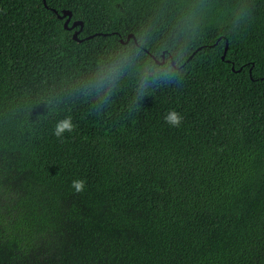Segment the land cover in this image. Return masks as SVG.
Returning <instances> with one entry per match:
<instances>
[{
	"label": "trees",
	"instance_id": "trees-1",
	"mask_svg": "<svg viewBox=\"0 0 264 264\" xmlns=\"http://www.w3.org/2000/svg\"><path fill=\"white\" fill-rule=\"evenodd\" d=\"M0 264H264V0H0Z\"/></svg>",
	"mask_w": 264,
	"mask_h": 264
},
{
	"label": "clouds",
	"instance_id": "clouds-1",
	"mask_svg": "<svg viewBox=\"0 0 264 264\" xmlns=\"http://www.w3.org/2000/svg\"><path fill=\"white\" fill-rule=\"evenodd\" d=\"M119 69L116 67H112L108 70L107 73L101 75L98 79V86L102 87L105 83H109L112 79V76L118 73ZM148 75L142 78L141 87L145 86L148 83ZM183 117L175 110H170L167 115L164 116V121L166 124L172 127H179L181 124ZM75 125L72 123L71 117H65L62 120L56 122L52 134L57 137L61 138L65 132L71 133L74 129ZM85 181L83 180H74L72 182L71 187L77 192H82L84 190Z\"/></svg>",
	"mask_w": 264,
	"mask_h": 264
},
{
	"label": "water",
	"instance_id": "water-1",
	"mask_svg": "<svg viewBox=\"0 0 264 264\" xmlns=\"http://www.w3.org/2000/svg\"><path fill=\"white\" fill-rule=\"evenodd\" d=\"M43 1H44V3H45V0H43ZM58 16H59V17H61V16H65V19H64V22H63V26H64V28H70V27H73V26H75V25H79V28H78V29H75V30L72 32V38L75 39V40H79L77 34H78L79 30L81 29L83 22H82L81 20H73V21L71 22V24L69 25V21H70V17H71V11L68 10V9H62V10H61V13L58 14ZM130 37H133V38H134L133 33H129V34L127 35V37H126V40H127L128 38H130ZM120 40L123 41V39H120ZM134 41H135V39H134ZM226 48H227V46L225 45V47H224V51H223V54L221 55L222 58L224 57V54H225V52H226ZM190 56H191V55H189V57H190ZM163 58H164V55L162 54V59H161V60H157V59H155V61L158 62V63H162V62H163ZM170 62H173V60L170 59ZM232 68H233V66H232Z\"/></svg>",
	"mask_w": 264,
	"mask_h": 264
}]
</instances>
